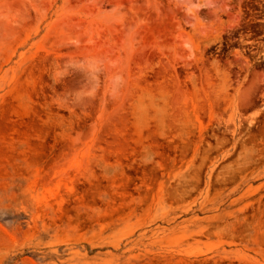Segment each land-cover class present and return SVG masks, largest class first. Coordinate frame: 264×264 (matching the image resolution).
Instances as JSON below:
<instances>
[{"label":"rangeland","instance_id":"obj_1","mask_svg":"<svg viewBox=\"0 0 264 264\" xmlns=\"http://www.w3.org/2000/svg\"><path fill=\"white\" fill-rule=\"evenodd\" d=\"M0 264H264V0H0Z\"/></svg>","mask_w":264,"mask_h":264}]
</instances>
